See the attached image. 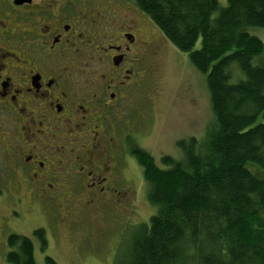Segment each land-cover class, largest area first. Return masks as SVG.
Wrapping results in <instances>:
<instances>
[{
    "label": "flooded vegetation",
    "instance_id": "obj_1",
    "mask_svg": "<svg viewBox=\"0 0 264 264\" xmlns=\"http://www.w3.org/2000/svg\"><path fill=\"white\" fill-rule=\"evenodd\" d=\"M153 28L135 4L0 0L1 243L20 234L25 195L62 205L69 225L72 212L133 208L137 96L151 99L148 58L159 56Z\"/></svg>",
    "mask_w": 264,
    "mask_h": 264
},
{
    "label": "trees",
    "instance_id": "obj_2",
    "mask_svg": "<svg viewBox=\"0 0 264 264\" xmlns=\"http://www.w3.org/2000/svg\"><path fill=\"white\" fill-rule=\"evenodd\" d=\"M133 2L205 76L214 121L200 142L178 141L179 159L137 148L155 210L119 264H264V43L249 32L264 30V0ZM6 243V264H35L31 238Z\"/></svg>",
    "mask_w": 264,
    "mask_h": 264
},
{
    "label": "rangeland",
    "instance_id": "obj_3",
    "mask_svg": "<svg viewBox=\"0 0 264 264\" xmlns=\"http://www.w3.org/2000/svg\"><path fill=\"white\" fill-rule=\"evenodd\" d=\"M88 1L92 8L134 4L133 0ZM218 2L220 6H225L227 0ZM152 23L154 31L159 34V56L148 58V63L154 64V73L149 80L150 90L153 85L151 99L147 105H142V97L137 96L140 110L136 112V119L139 120L135 130L137 142L152 154L156 163L161 164L159 159L162 155L169 154L177 159L181 157L182 149L178 141H188L190 137L198 142L204 139L214 115L205 76L189 62L188 54L176 49ZM249 32L264 43L262 28H251ZM136 173H140V180L131 186L136 199L133 200V208L126 206L127 211L115 203L95 210L92 215L72 212L68 217L73 223L69 225L62 220L66 214L62 205L54 203L45 209L41 199L25 195L22 204L26 221L13 232L31 238L35 264H44L46 255L53 257L56 264H119L126 257L132 231L139 223L147 222L155 210L147 201L146 184L140 167ZM13 207L18 210L17 204ZM3 208L1 204L0 214L4 213ZM40 228L45 232V247L39 243L34 232ZM7 252L6 239L1 243L0 234V264H6Z\"/></svg>",
    "mask_w": 264,
    "mask_h": 264
},
{
    "label": "water",
    "instance_id": "obj_4",
    "mask_svg": "<svg viewBox=\"0 0 264 264\" xmlns=\"http://www.w3.org/2000/svg\"><path fill=\"white\" fill-rule=\"evenodd\" d=\"M14 4L19 5L22 3H29L30 0H12Z\"/></svg>",
    "mask_w": 264,
    "mask_h": 264
}]
</instances>
